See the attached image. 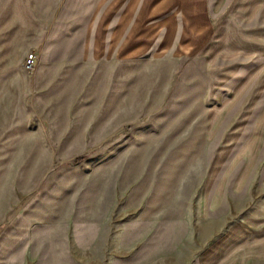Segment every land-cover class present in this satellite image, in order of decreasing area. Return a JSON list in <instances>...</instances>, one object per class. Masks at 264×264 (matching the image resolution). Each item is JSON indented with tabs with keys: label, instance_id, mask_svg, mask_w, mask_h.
<instances>
[{
	"label": "rangeland",
	"instance_id": "1",
	"mask_svg": "<svg viewBox=\"0 0 264 264\" xmlns=\"http://www.w3.org/2000/svg\"><path fill=\"white\" fill-rule=\"evenodd\" d=\"M109 1L0 0V264H264V0Z\"/></svg>",
	"mask_w": 264,
	"mask_h": 264
},
{
	"label": "crops",
	"instance_id": "2",
	"mask_svg": "<svg viewBox=\"0 0 264 264\" xmlns=\"http://www.w3.org/2000/svg\"><path fill=\"white\" fill-rule=\"evenodd\" d=\"M229 2L230 0H110L105 7L103 26L108 24L112 15L115 17L109 26H155L152 28L154 31L160 26H167L171 30L169 36L175 31L173 26H183L180 38L183 43H191L197 39L202 40L203 28L217 26L215 17L223 13Z\"/></svg>",
	"mask_w": 264,
	"mask_h": 264
},
{
	"label": "built area",
	"instance_id": "3",
	"mask_svg": "<svg viewBox=\"0 0 264 264\" xmlns=\"http://www.w3.org/2000/svg\"><path fill=\"white\" fill-rule=\"evenodd\" d=\"M34 60H35V55L34 54H30L28 57H27V67L28 68H31L34 64Z\"/></svg>",
	"mask_w": 264,
	"mask_h": 264
}]
</instances>
